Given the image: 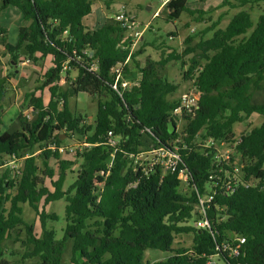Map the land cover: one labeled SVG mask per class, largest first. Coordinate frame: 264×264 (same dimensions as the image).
<instances>
[{
    "label": "trees",
    "instance_id": "obj_1",
    "mask_svg": "<svg viewBox=\"0 0 264 264\" xmlns=\"http://www.w3.org/2000/svg\"><path fill=\"white\" fill-rule=\"evenodd\" d=\"M187 2L167 0L162 7L167 19L186 12L201 20L211 11L190 8ZM260 2L264 0H220L218 7L238 9L224 28L218 27V17L188 34L181 52L163 41L166 48L154 59L145 54L147 46L155 47L154 40L147 42L142 34L130 50L124 28L112 17L97 28L84 25L92 0H0V13L12 6L26 22L18 27L15 43L7 40V28L0 23V45L10 68L0 76V125L8 81L18 64L42 62L37 84L20 104L17 126L0 128V264H205L222 241L239 236L245 239L239 255L221 254L219 261L264 264V120L238 136L234 130V124L245 123L252 114L264 118V99H253L264 92V12L254 27L250 15ZM129 53L122 77L132 85L120 96L111 86L113 67ZM169 62H179L182 78L200 93L198 107L182 120L170 113L178 85L164 73ZM78 93L97 101L91 122L69 107V97ZM108 131L117 140L115 147L107 143ZM201 131L204 138L224 140L240 154L239 178L247 187L220 188L229 178L217 170L213 149L195 143ZM61 134L76 137L78 149L64 147ZM177 138L186 147H179L174 172L137 158L152 145L171 148ZM11 155L20 161L15 169L4 166ZM75 170L74 181L65 188L68 172ZM179 170L187 176L183 190ZM210 190V225L197 228V194ZM61 198L66 201L65 227L57 238L55 229L47 227L57 215L45 207ZM25 204L36 212L40 233L23 219ZM183 233L192 234L191 245L173 248L175 235ZM66 244L71 251L67 260ZM147 248L169 255L144 262Z\"/></svg>",
    "mask_w": 264,
    "mask_h": 264
},
{
    "label": "rangeland",
    "instance_id": "obj_2",
    "mask_svg": "<svg viewBox=\"0 0 264 264\" xmlns=\"http://www.w3.org/2000/svg\"><path fill=\"white\" fill-rule=\"evenodd\" d=\"M93 7L92 12L85 16L82 20L83 24L91 27L96 25H102L107 18H113V10H117L121 4H124L127 9L136 17V19L142 24V26H147V28L143 32V36L145 41L151 42L154 40L155 47L147 46L145 48V54L150 55L154 59H158L160 57V53L162 51L161 44L162 42H166L168 46L171 48H176L179 52H181L187 45L184 43V40L188 36V34L200 32L204 30L210 23L218 17H222L220 20L219 28H224L227 23L230 21L231 17L238 11V9H229L228 7H218L220 0H205L201 2L200 0H188L187 4L190 8H200L205 11L211 10L209 13L203 15L201 20H194V16L183 12L178 19L169 20L166 17V14L163 11V8L160 7V0H92ZM150 7V8H149ZM245 8H249V5H246ZM159 12L153 16L155 12ZM264 12V2H260L258 5L255 4L252 6V10L250 11L251 20L253 22V27L257 22L258 16ZM209 17L211 21H209ZM0 22L3 26L7 28V40L11 43H15L17 40V32L18 26L23 24L24 21L22 19V15L20 11L12 6H9L5 10L0 13ZM252 27V28H253ZM150 28L151 31L147 32V29ZM252 28L248 30L247 33L251 32ZM173 33V34H172ZM169 34H172L169 36ZM211 32L207 33L205 37H209ZM199 36H196L190 45L195 44L197 42ZM3 52L4 49L0 45V76H4L9 68L8 55H5ZM142 60V59H141ZM23 63L20 62L17 66L19 71L16 74L20 73V66ZM32 62L24 64L23 71L33 70L31 67ZM37 66H42V62H40ZM30 68V69H29ZM34 72V76L36 78H40L41 70ZM182 71L179 62H169L165 68V75L178 85L177 91L172 95L171 98L177 99L181 93L184 91H188L194 89L191 82L188 80H184L182 78ZM39 73V74H38ZM18 76L14 81L11 79L8 81L9 85H7L6 97L4 100V113L2 115L3 124L0 126L1 130H6L17 126L16 118L18 112L20 110V104L24 97V94L33 89L36 78H32L28 84H26L23 80L24 75ZM77 74L76 70L72 71V75ZM48 94L47 90L43 91V98L47 100ZM254 101H261L264 99V92H256L254 94ZM69 107L72 110H75L77 113L82 115H86V119L91 122L95 116L97 110V101L93 99L87 93H78L75 96L69 97L68 99ZM264 118L257 114H252L248 121L245 123H236L234 124V130L236 136H238L242 131L248 130L252 127L258 126ZM183 121H180L177 125V130H180L182 127ZM61 140L63 142V146L70 147L75 146L78 141L76 137H69L67 135L61 134ZM75 169V167H74ZM76 177V170L73 173H69L66 178L65 188L69 184H71ZM180 188L185 189V182L181 181ZM66 201L64 198L54 200L49 202L45 209L49 213H55L57 215L56 220H48L47 227L53 228L56 231V237H62V229L65 227V208ZM23 219L27 222H32L35 224V230L37 233H40V225L38 222V218L36 212L28 205L25 204L23 206ZM191 224V222L189 223ZM192 242V234L191 233H183L175 235L174 241L172 243L173 248L180 247H188ZM70 244H66L65 247V260L70 257ZM169 255L166 251H161L158 249L147 248L143 254V260L146 261H156L165 259Z\"/></svg>",
    "mask_w": 264,
    "mask_h": 264
},
{
    "label": "built area",
    "instance_id": "obj_3",
    "mask_svg": "<svg viewBox=\"0 0 264 264\" xmlns=\"http://www.w3.org/2000/svg\"><path fill=\"white\" fill-rule=\"evenodd\" d=\"M165 3L166 0H162L160 7L164 6ZM159 10L160 9H158L157 12L154 13V15H156ZM113 18L114 20L118 21L124 28L125 36L123 40L129 41L130 50H132L140 40L146 26H142V24L127 9L124 4H121L117 10H113ZM129 55L130 53L123 62H118L113 67V70L115 72V79L111 86L112 89L120 96L125 90L129 89L132 85V82L122 77V69L128 61ZM29 61L30 60L25 59L24 61H22V63L25 64ZM67 68V64H64L63 70ZM91 68H95V65H92ZM61 82H63V80H61ZM199 96V91L195 89L184 91L177 98V104L170 110V113L179 120H182L184 115L192 114L194 110L198 107ZM203 133L204 132L201 131L195 136V143L200 146L213 149V159L215 160L214 164L217 167V170L219 172L223 171L224 173H226V175H228L229 178L226 181L222 180L220 188H223L226 191H233L239 184L244 187H247L249 183L242 181L239 178V172L241 168L240 154L235 151L231 146L227 145L224 140H217L212 137L204 138L202 136ZM106 140L111 147H115L117 145V140L112 135L111 131H108ZM177 142H179L178 138L175 139L171 148L165 147L163 145H152L149 147V149L140 153L137 158L148 161L150 167L157 166L161 168L163 172H174L177 169L179 163V147H186L185 144H183L182 142ZM83 144L87 145V143ZM78 146L79 144H76L74 147L70 146L69 151L78 149ZM58 149L59 151H64L63 148ZM19 164V158H17L15 155H11L5 162L4 166L11 169H15L19 166ZM229 168L231 169V171L229 170ZM178 177L181 179V181L186 182L187 180V176L183 170H179ZM209 177L212 178L213 175H210ZM216 184L217 182L214 183V186H216ZM213 195L214 190H210V192L206 195L197 194L198 203L196 204V209L200 217L194 221L193 224L195 227H209L210 224L206 217V209L208 207V203L211 202ZM244 242L245 239L241 236L233 238L231 240L222 241L218 246H216V252L208 256L205 264H228L219 261V256L221 254H225L229 257H235L239 255L241 245Z\"/></svg>",
    "mask_w": 264,
    "mask_h": 264
},
{
    "label": "crops",
    "instance_id": "obj_4",
    "mask_svg": "<svg viewBox=\"0 0 264 264\" xmlns=\"http://www.w3.org/2000/svg\"><path fill=\"white\" fill-rule=\"evenodd\" d=\"M162 0H160V2H161ZM167 1V0H166ZM163 7V6H162ZM161 7V8H162ZM8 8V7H7ZM150 8V7H149ZM5 10V9H4ZM3 11V10H2ZM1 11V12H2ZM153 16H154V14H153ZM171 21V20H170ZM1 23V22H0ZM23 24H26V22L24 21V23ZM22 25V24H21ZM20 26V25H19ZM18 26V27H19ZM100 25H96V26H91V27H89V28H97V27H99ZM43 64L46 66V67H48V66H50V64H51V62H50V58H46L45 60H44V62H43ZM31 67L33 68V70H30V72L29 71H23V69H24V64H22L21 66H20V73L19 74H16L14 77H12L11 79L14 81L18 76H20L21 77V75H23L24 73H27L26 75H24V78H23V80H25L24 82L26 83V84H28L29 83V81H31L32 80V78H36V76H34L35 74H34V72H36V71H39V66H37V65H34L33 63H32V65H31ZM30 69V68H29ZM18 71H19V68L17 69ZM37 73V72H36ZM39 74V73H38ZM10 79V80H11ZM37 79V78H36ZM35 79V80H36ZM47 100H48V97H47ZM47 100H45L44 99V101H47ZM19 113V112H18ZM2 124H3V121H2ZM1 124V125H2ZM0 125V126H1ZM1 128V127H0ZM2 131H4V130H2Z\"/></svg>",
    "mask_w": 264,
    "mask_h": 264
}]
</instances>
